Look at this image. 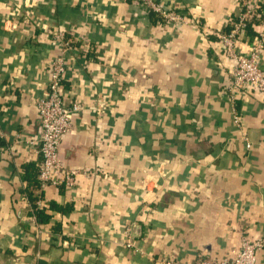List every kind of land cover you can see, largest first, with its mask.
Returning <instances> with one entry per match:
<instances>
[{"label": "crops", "instance_id": "crops-1", "mask_svg": "<svg viewBox=\"0 0 264 264\" xmlns=\"http://www.w3.org/2000/svg\"><path fill=\"white\" fill-rule=\"evenodd\" d=\"M246 1L157 0L190 21L175 29L134 0H0V264H197L264 236V94L236 101L247 151L222 92L233 62L203 34L227 30ZM57 29L72 43L65 103L82 104L58 148L59 174L81 173L72 188L40 191L23 176L40 161L36 103ZM259 30L260 21L243 34L244 52ZM160 172L158 191L155 180L143 188ZM28 191L45 200L46 224Z\"/></svg>", "mask_w": 264, "mask_h": 264}, {"label": "built area", "instance_id": "built-area-1", "mask_svg": "<svg viewBox=\"0 0 264 264\" xmlns=\"http://www.w3.org/2000/svg\"><path fill=\"white\" fill-rule=\"evenodd\" d=\"M134 2L143 15L155 14L162 23L172 25L175 29H180L190 22L184 15L172 12L169 8L159 4L157 0H134ZM241 8L236 18L230 20L227 30L218 33H210L205 30L203 34L204 37L213 34L221 45L224 58L233 62V69L222 86V92L230 105L232 126L240 133V140L244 142L245 149L249 151L252 145L244 134L243 118L237 112L236 101L240 94L249 90L264 94V65L261 62L264 50V9L248 0L241 5ZM253 21H260V30L248 51L244 52L240 40ZM48 34L56 50V55L49 63V80L45 96L36 103L40 121V131L36 143L37 153L40 156L37 172L40 191L59 185L72 188L74 177L81 173L71 170L59 174L61 165L58 160V148L71 127L73 116L82 110V104L73 102L67 105L65 92L62 89L68 70L67 53L71 50L72 43L66 38L65 32L60 29L48 31ZM160 174V176L146 174L142 184L143 188H147V185L155 180L153 190L154 192L158 191L160 186L157 178L166 177L164 173L160 172ZM44 201L39 196L34 203V210L43 209ZM124 234L127 239L125 246L135 250L136 244L130 228L127 227ZM260 251H264V236L254 241L244 239L239 251L230 258L221 260L202 258L197 264H255L256 255ZM158 263L186 264L173 258H164Z\"/></svg>", "mask_w": 264, "mask_h": 264}, {"label": "trees", "instance_id": "trees-1", "mask_svg": "<svg viewBox=\"0 0 264 264\" xmlns=\"http://www.w3.org/2000/svg\"><path fill=\"white\" fill-rule=\"evenodd\" d=\"M256 23L257 21H253L250 24V26H253V24L256 25ZM249 27L246 29V31L249 30ZM37 172H38V164L35 165L34 168L32 165H27L24 169L23 180L29 184V186L27 185L28 187L32 186L33 190H37V188H39V184L37 181ZM27 198L31 204V209H32L33 215L37 219V222H39L40 224H46L47 221L50 219V216L45 213V210L41 209V210L33 211L34 203L38 198L33 197L30 191L27 192Z\"/></svg>", "mask_w": 264, "mask_h": 264}]
</instances>
